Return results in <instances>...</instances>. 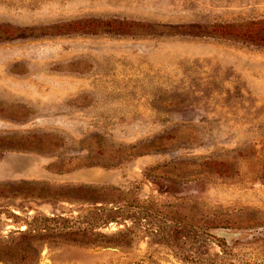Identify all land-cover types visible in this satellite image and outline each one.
<instances>
[{"label":"rangeland","instance_id":"rangeland-1","mask_svg":"<svg viewBox=\"0 0 264 264\" xmlns=\"http://www.w3.org/2000/svg\"><path fill=\"white\" fill-rule=\"evenodd\" d=\"M0 264H264V0H0Z\"/></svg>","mask_w":264,"mask_h":264}]
</instances>
